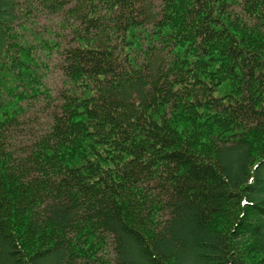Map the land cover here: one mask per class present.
<instances>
[{
    "label": "trees",
    "instance_id": "1",
    "mask_svg": "<svg viewBox=\"0 0 264 264\" xmlns=\"http://www.w3.org/2000/svg\"><path fill=\"white\" fill-rule=\"evenodd\" d=\"M0 264H264V0H0Z\"/></svg>",
    "mask_w": 264,
    "mask_h": 264
},
{
    "label": "rangeland",
    "instance_id": "2",
    "mask_svg": "<svg viewBox=\"0 0 264 264\" xmlns=\"http://www.w3.org/2000/svg\"><path fill=\"white\" fill-rule=\"evenodd\" d=\"M46 22L47 20L39 18L37 28L43 30V26L47 25ZM46 63L48 64V68L46 69L47 72L44 81L46 85L51 88L53 93H56L62 87V72L59 67L55 66L56 61L54 60V58H52L49 62L47 61ZM43 109L44 108L42 106L38 105L36 106L35 110L31 111L29 119L26 124H24L22 130L19 132V135H15V144L17 146L23 147L26 143L29 142L32 136L38 134L42 130V120L45 119L47 114V112Z\"/></svg>",
    "mask_w": 264,
    "mask_h": 264
}]
</instances>
